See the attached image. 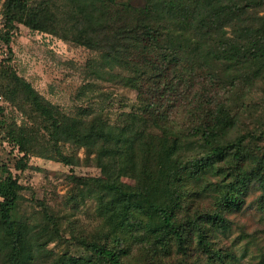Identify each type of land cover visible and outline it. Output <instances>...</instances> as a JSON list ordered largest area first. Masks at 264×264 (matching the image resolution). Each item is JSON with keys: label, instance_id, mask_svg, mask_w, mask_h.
<instances>
[{"label": "trees", "instance_id": "16d2710c", "mask_svg": "<svg viewBox=\"0 0 264 264\" xmlns=\"http://www.w3.org/2000/svg\"><path fill=\"white\" fill-rule=\"evenodd\" d=\"M2 6L7 36L24 25L85 47L101 55L87 72L110 77L135 99L115 122L102 103L83 105L72 119L9 68L0 70L9 97L32 106L49 135L41 148L23 127L9 129L23 154L17 170L37 151L72 165L60 145L72 143L89 163L134 181L73 177L79 194L96 192L98 223L94 232L79 224L74 255L48 248L67 240L63 230L74 223L24 217L20 184L7 170L0 178V264H241V234L231 243L221 234L243 228L236 215L250 193L260 192L264 216V0Z\"/></svg>", "mask_w": 264, "mask_h": 264}, {"label": "rangeland", "instance_id": "374dc122", "mask_svg": "<svg viewBox=\"0 0 264 264\" xmlns=\"http://www.w3.org/2000/svg\"><path fill=\"white\" fill-rule=\"evenodd\" d=\"M119 1L142 4L143 0ZM2 3L4 0L0 5V70L9 68L72 119H79V108L89 103H102L111 111L113 122L118 113L130 109L135 99L134 92L115 85L108 76L103 81L97 79L96 73L87 72L88 63L98 60L101 55L60 36L35 31L24 25H17L7 36L3 26ZM5 90V83L0 80V178L6 176L9 170L18 179L19 209L24 217L32 219L33 224L34 217L42 219L47 214L62 221L65 228L70 222L74 223L75 229L63 230L67 240L51 243L48 248L78 255L79 247L73 234L79 235V224L94 232L98 223L95 220L96 192L81 188L79 194L73 177H101L130 184L134 181L89 163L84 155L85 150H79L72 143H60L63 152L73 159L72 165H66L56 158L43 157L38 155L41 151H37L38 154L29 156L25 170H17V162L23 154L7 137L9 129L23 127L41 148L48 143L45 141L49 135L40 114L32 106L23 105L22 100L10 98ZM79 157L82 159L80 164ZM259 193H250L243 210L236 215L244 229L234 224L221 234L229 243L241 234V242L235 247L241 264L263 262L264 216L256 202ZM102 231L114 234L107 226Z\"/></svg>", "mask_w": 264, "mask_h": 264}]
</instances>
